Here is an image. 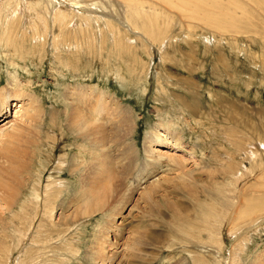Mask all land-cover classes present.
Instances as JSON below:
<instances>
[{"label": "rangeland", "instance_id": "rangeland-1", "mask_svg": "<svg viewBox=\"0 0 264 264\" xmlns=\"http://www.w3.org/2000/svg\"><path fill=\"white\" fill-rule=\"evenodd\" d=\"M233 1L0 0V90L16 76L43 114L24 124L16 99L0 118V179L24 180L10 212L0 191V264H264V0H238L241 32ZM90 88L123 110L97 117L107 141L84 154L69 119ZM153 130L179 139L152 148L182 165L146 164ZM79 155L87 182L100 158L113 173L76 217ZM52 178L53 213L27 218Z\"/></svg>", "mask_w": 264, "mask_h": 264}, {"label": "bare ground", "instance_id": "bare-ground-1", "mask_svg": "<svg viewBox=\"0 0 264 264\" xmlns=\"http://www.w3.org/2000/svg\"><path fill=\"white\" fill-rule=\"evenodd\" d=\"M255 1H257V0H255ZM230 3H232V2H230ZM232 5H233L232 12H234V15H235L232 18V21L234 23V24H232V31L233 32H241L243 29H240V26L237 25L236 22L238 21V18H236V17L239 16L238 13H240V11L242 13V16H244L247 13L246 12V8H245V6L240 5V2L238 0H234ZM262 19L264 20V18H262ZM245 22H246V20H245ZM1 23H3V22H1ZM249 24H247V25H249ZM243 27H246V26L244 25ZM11 29H14V28H11ZM35 35H37V34H35ZM12 79H14L13 82H16V83H13L12 82V86L14 87L12 90H8L7 89L8 87L7 88L2 87L1 90H0V118H3L4 115L6 113H8V102L14 101V100L18 99L19 101L14 105V107L21 108L22 105L24 106L23 107V110L21 109L23 112L20 114L21 115L20 116L21 117V121H23L24 124L26 122L34 123L35 120H37V121L40 120V116L42 117L43 114H39V112H40V106H39L38 103L36 104V99L33 97V95L29 94L30 92L25 91V89H22V87H21L22 84H20V82L17 81L18 78L16 76H13ZM88 89H89V87H88ZM72 95L73 96L76 95V98H74V100L76 101V103H75V101H74V103L76 105H73V108L71 110L69 124L73 128L76 127V128H79L80 129V130L79 129L78 130L81 132L80 135H81V137H82V139L84 141V144H83L84 149H83L82 153L85 154L87 150L89 151V153L91 152V150L96 151V147L99 146L103 141H105L106 140V137H107V135L105 134V129L102 126V124L98 122V120H100V119L97 118V117H105V116L108 117L109 116L108 117V119H109L110 116H111V118L112 117H115L117 115L122 116L121 110H123V109H121L120 107L114 106V104H113V107H112L111 104H110V101H107L106 100V94L104 95L103 92H100L99 90H96L94 88H90V91L89 90H75V91L72 92ZM25 99H28V100H26L25 103L22 104V101L25 100ZM71 103H73V102H71ZM85 110L88 111V112L85 113ZM16 113L19 114L18 111ZM126 114H128V113H126ZM93 119H95V121H93ZM124 119H125V116H124ZM1 123H3V126H4L8 122H6V120H4ZM122 123H123V121H122ZM164 125H166V124H162L161 125V126L165 127L164 129H166V131H164V132H168V129H169L170 124H168V127L167 126H164ZM25 128L26 127H24L22 124H16L15 126L12 125L11 131H9V132L6 131L5 135L10 140H12L17 135H19L21 132H23ZM116 129L119 130L118 127ZM3 130H4L3 128L0 129L1 132ZM169 130H171V129H169ZM125 134H127V133H125ZM169 135H170V133H169ZM33 142H35V141H33ZM173 142H175V143H173ZM120 143H122V142H120ZM153 144H157V145H159V147H166V145L169 146V144L171 146L172 145L174 146V144L179 145L180 142H179V139L177 137L174 138V140L171 141V138L170 137H167L165 135V133H159L158 131L155 132L153 130V132H151V135L149 136V138L147 140V147L149 148L146 151L147 152V159H146V161H147L146 164L147 165H156V166H158V168H156V169H160L161 170L163 167H166V166H168L169 169L172 166L171 169H173V168H175L174 165L176 167H179L178 165H182L183 164L181 161H178V158L176 156H173L172 154L167 155L165 153L162 154L159 151H156L154 148H152V145ZM99 151H101V150H99ZM24 152H25L24 155L27 156L30 160L31 159H34L33 156H31V157L29 156L30 153L31 154L34 153L33 150L30 151V153H29L28 150H26ZM97 153H98V151H97ZM80 157L81 158L79 159V161L78 160H75V165L73 164L74 165L73 168H70L71 169L70 171H71L72 174L75 173V172L76 173L79 172V177H78L77 181L80 184V188H79V190L77 192V199H78V202L81 203V207L78 210V212H76V214H75L76 217L81 216V215L84 216L85 215L84 214L85 212L89 213L93 209H96V208L101 207L99 195L101 194V192L103 190V185H104L103 183L105 182L103 180L104 178H103L102 172L107 173L108 175H111V176H112V173H113V170L111 168H110L111 171H110V169H109V171L107 170V167L105 165L106 164L105 163V158L104 157H103L104 159L103 158H100V160L98 162L99 163V166H97V168L93 171V174H92L93 176L92 177H89V179L91 178V180L89 182H87V180H86V178H87L86 176L87 175L83 177V174H86V173H84V170H85V164H84V162H86L85 159L87 157L85 155L84 156H80ZM19 158H20V155H18L15 160H11V161L14 162V163H16V162L19 161ZM96 159H97V157H96ZM256 160H254V161H256ZM121 161H123V160H121ZM110 163H111V160L109 161V164ZM26 164H30V161L26 162ZM111 166L113 168V165L110 164L109 167H111ZM171 169L169 171H171ZM156 172H158V170H156V171L155 170H153V171L148 170L146 172V175L140 177V180L138 182L140 183L142 180H145L147 182V179L149 178V176H151V174H153V173L156 174ZM5 177H6V179H0V191H3L4 192L2 194V197L1 198H2V201H4V203L8 206V209H9L8 211L10 212L13 209V206L15 204L16 195H17L18 191H20L21 189L23 191L24 180L22 181V179L20 177L15 176L14 174L7 175ZM53 178L49 182V184L47 185V188H46V191H45V196L43 198H41V195L39 193H37V191L35 190L36 193H35V196H34V201L29 200L28 203H26L24 206L20 207V209H21L20 212L21 213H25V216L27 218L30 217V213L29 212H30V209L32 210L33 205H35V207H36V212H35V214L33 216L34 218L31 216L34 220L37 218V216L39 214V209L42 210V211H45L44 212L45 214L53 213V211L55 209V202L51 201L50 194H52V192L55 191L56 188H54V186H58L57 181L53 180ZM15 187H17V188H15ZM59 188H60V186H59ZM36 189H37V187H36ZM97 190H99V192ZM153 191H154V189L152 187H150L148 190L145 191V193H144L145 197L147 199H150L153 196ZM93 198H94V203L93 204H90L88 200L89 199H93ZM1 214L2 213H0V217L2 218V215ZM3 216H4V214H3ZM29 220L30 219H28V221ZM1 222H2V220H1ZM13 222L14 221H11V225L13 224ZM29 227H30V225H29ZM98 241H99V239H98ZM98 244H97V246H98ZM101 257H104V255H102Z\"/></svg>", "mask_w": 264, "mask_h": 264}]
</instances>
